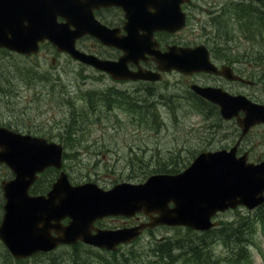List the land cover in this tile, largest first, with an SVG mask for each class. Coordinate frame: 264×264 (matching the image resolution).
<instances>
[{"label": "rangeland", "instance_id": "rangeland-1", "mask_svg": "<svg viewBox=\"0 0 264 264\" xmlns=\"http://www.w3.org/2000/svg\"><path fill=\"white\" fill-rule=\"evenodd\" d=\"M236 1L196 0L191 7V20L183 31L185 39L194 43L212 36V50L221 54L225 51L228 60L236 54L258 58L264 52V38H247L243 27L227 23L225 11ZM221 10L224 14L218 15ZM214 15L218 20H214ZM214 23H218L217 28ZM260 24L261 21L256 23ZM7 58L8 54L0 57L4 62L0 65V79L4 81L0 85V119L4 117L9 125L47 134L59 133L68 122L69 133L98 137L99 143L106 146L93 160L92 155L83 152L79 155L82 161L69 156L70 161L73 158L75 161L66 163L67 170L76 181L88 179L102 186L131 181L148 174L153 167H165L167 161L176 159L181 164L209 145L225 147L237 135L233 123L219 121L215 115L214 119L211 115L204 116L201 108L188 103L183 93L188 94L181 91V81L174 76H166L161 83L115 82L78 65L63 53L51 52L46 46L36 57L21 58L23 67L34 66L41 73L42 81L26 86L23 84L26 77L12 74V67L6 70L16 63L15 58ZM252 70L259 71L260 66ZM148 84H152L148 86L151 91L159 93L158 99L156 94L143 91ZM132 101L144 105L143 117L125 109L126 105L132 106ZM79 112L87 115L77 116ZM240 147L248 150L252 159H259L264 154V126H255ZM245 213L248 212L244 208H237L218 219L234 228V224L245 220ZM107 220L109 224L123 223V219ZM163 235V241L159 240ZM242 240V246L233 255L230 248L235 245L226 244L212 231L196 234L190 230L159 228L112 253L78 246L19 263H6L2 257L5 255L0 254V264H77L80 257L87 264H264L261 225L249 226Z\"/></svg>", "mask_w": 264, "mask_h": 264}, {"label": "water", "instance_id": "water-1", "mask_svg": "<svg viewBox=\"0 0 264 264\" xmlns=\"http://www.w3.org/2000/svg\"><path fill=\"white\" fill-rule=\"evenodd\" d=\"M88 1L90 0H0V46L28 53L36 50L38 40L47 37L59 48L104 69L113 77L125 76L121 69L123 58L119 61L99 60L73 48L76 34L86 30L78 27L76 21L80 16H90V7L87 10L81 7L83 2ZM108 1L110 0H95L99 3ZM120 1L126 9L129 7L126 2ZM135 3V8H129L132 12L131 22L142 29L146 26L150 34L155 29L173 31L184 23V15L179 10L180 0L173 7L169 2L159 6L157 0H135ZM149 7H154V11L147 12ZM57 16L66 21L58 23ZM69 23L75 24L74 33L66 30ZM133 40L137 41V38L133 37ZM156 60L160 70H213L203 45L171 46L167 52L157 54ZM131 76L156 78L155 74L142 72ZM201 93L220 104L225 118L236 115L242 109L245 115L238 118V123L242 125L243 133L251 124L264 122V105L220 90H216L214 94L208 93V90H202ZM235 151L236 145L229 150L201 152L181 173L154 174L143 183L121 182L107 190L93 182L71 186L65 174L60 173L48 197L36 198L28 196L26 189L37 171L48 165L60 166L61 147L55 143L47 144L43 139L21 136L0 128V160L5 159L15 173V178L4 186L9 198V213H6L0 237L15 256L26 255L37 249L48 250L57 243H73L78 239L94 244L106 241V245L113 246L130 237L115 235L122 233V230L100 231L96 235L99 241H93V237L89 235L91 222L104 215H131L139 210L158 214L151 218L150 225L181 224L198 230L208 229L216 224L210 220L216 210H224L237 204L251 208L264 198V160L253 164L246 161V153L236 156ZM51 199L52 219L55 220L53 228L57 233L52 238L46 231L36 227L41 218L40 211H49ZM170 201L174 203L173 207L168 206ZM24 208L28 209L27 212ZM15 214L22 226L20 224L19 227H13L19 229L28 249H22L19 245L13 249L14 243L8 242L9 237L14 236L9 227ZM67 215L71 220L62 226L59 220Z\"/></svg>", "mask_w": 264, "mask_h": 264}, {"label": "flooded vegetation", "instance_id": "flooded-vegetation-1", "mask_svg": "<svg viewBox=\"0 0 264 264\" xmlns=\"http://www.w3.org/2000/svg\"><path fill=\"white\" fill-rule=\"evenodd\" d=\"M185 6L186 8L189 6L188 4L183 3L182 6ZM99 18L101 19L102 22H104L105 24H107L110 27H115V28H119V33L122 34V25L124 23V16H123V12L119 7H104V8H100L97 11ZM162 35V36H168V38H163V37H158L159 43L161 44L162 40L165 39L166 41L164 42V44L168 43V41L171 42H180L182 41V38H178L176 33L174 34H168V33H164V32H160L158 33V35ZM93 43H85V41H83V38L79 39L77 41L78 45L80 46V48H82L83 50H88V51H93L96 47H99L101 49V51L98 52L99 56H103V57H108V58H117L119 56V54L121 53L120 50H118L117 48L114 47H108V46H102L100 43H98L96 40L92 41ZM97 53V52H96ZM212 61L216 62L220 67L221 65H223V62H217L214 58V55H211ZM141 65L143 66H148V65H152V62L150 59H146L145 61H140L139 62ZM229 64V63H228ZM262 64V63H261ZM233 69L238 72V67L239 64L235 63V62H231L230 64ZM130 68H134L135 65L133 63L129 64ZM182 78H184L185 82L189 83L191 82H196L198 85L201 86H215V87H222V82L221 80H224L222 76L214 74V73H194L192 75H180ZM229 83V82H228ZM231 84V83H229ZM226 90L233 92V93H238L240 92V90H234L231 89L228 85L225 86ZM259 94H261V92H258ZM259 94H256V92H251L250 97L254 100H260L261 96ZM69 134L63 133L62 136H68ZM40 136H44L47 138V134H41ZM46 170H44L43 172L38 174L37 179L35 180V182H37L38 185H42L45 184V180H46V176H45ZM52 174V170H50V172L47 174L50 175ZM12 172L10 171V169L4 164V163H0V214L2 213V209H3V204H4V196H3V192H2V188H1V183L5 180H8L12 177ZM51 175L48 177L50 178ZM52 180V179H51ZM35 184V183H34ZM47 183L44 185L46 186ZM43 186V187H44ZM46 191V189H37L35 191V193H44ZM140 218L142 219H146L147 216H145L144 214L140 213L137 214L133 217L134 222L138 221ZM132 222V223H134Z\"/></svg>", "mask_w": 264, "mask_h": 264}, {"label": "trees", "instance_id": "trees-1", "mask_svg": "<svg viewBox=\"0 0 264 264\" xmlns=\"http://www.w3.org/2000/svg\"><path fill=\"white\" fill-rule=\"evenodd\" d=\"M232 9L231 8H229L228 9V11L226 12L225 11V13L228 15H230V13H233V11L234 12H236L237 11V9L236 8H234L232 11H231ZM224 14V13H223ZM227 23H228V20H227ZM214 25H215V27L217 28V26H218V23H217V25L214 23ZM10 67H12V74H14V72L17 70V68H16V66L15 65H11ZM4 83V81H2L1 79H0V85H2ZM70 140H72V145H73V143H74V141H75V137L74 138H71ZM248 221V222H247ZM257 221L261 224L263 221H264V207L262 206V208L261 207H258L257 208V210L256 211H254V216L253 217H250V218H246V224L245 225H248V223H249V225L252 227V225L253 224H257ZM244 223H245V221H244ZM243 224V223H242ZM228 228H230V227H228ZM227 227H225L224 229H226L227 230V235H225V233L223 232V230H220V231H218V232H216L215 233V235H219L223 240H226V239H229V234L230 233H233L234 234V236L236 237V242H239V236H240V232H241V230H240V228H242L241 227V225L240 226H238V225H236V228H239V229H237V230H232V231H229V229H228ZM215 231V230H214ZM196 247V246H195ZM73 258H74V256H73Z\"/></svg>", "mask_w": 264, "mask_h": 264}]
</instances>
